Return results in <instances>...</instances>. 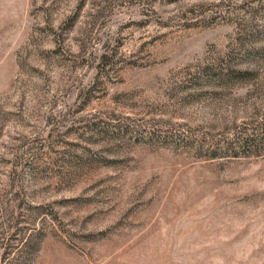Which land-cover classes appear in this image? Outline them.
I'll list each match as a JSON object with an SVG mask.
<instances>
[{"label": "rangeland", "instance_id": "obj_1", "mask_svg": "<svg viewBox=\"0 0 264 264\" xmlns=\"http://www.w3.org/2000/svg\"><path fill=\"white\" fill-rule=\"evenodd\" d=\"M262 124L264 0H0V264H264Z\"/></svg>", "mask_w": 264, "mask_h": 264}, {"label": "trees", "instance_id": "obj_2", "mask_svg": "<svg viewBox=\"0 0 264 264\" xmlns=\"http://www.w3.org/2000/svg\"><path fill=\"white\" fill-rule=\"evenodd\" d=\"M260 129L262 130V132L260 133V135H251L252 137H248V138H244L242 140V142L240 143V149L243 150V152H249V150L252 149V147L257 148L259 146L264 145V124H262V126L260 127ZM232 144L228 143L227 146H225L223 149L226 151H231L232 149ZM213 152H217L219 149L215 146L212 147ZM233 152V151H232ZM232 154H234V156L236 157V153L233 152ZM30 259H25V255H21L20 257H18L17 259H15V264H27V262H29Z\"/></svg>", "mask_w": 264, "mask_h": 264}]
</instances>
